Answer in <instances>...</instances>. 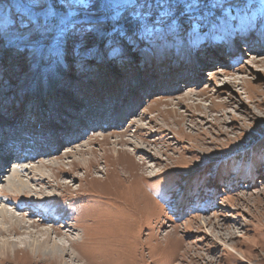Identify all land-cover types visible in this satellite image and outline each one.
I'll return each mask as SVG.
<instances>
[{
  "label": "rangeland",
  "instance_id": "1",
  "mask_svg": "<svg viewBox=\"0 0 264 264\" xmlns=\"http://www.w3.org/2000/svg\"><path fill=\"white\" fill-rule=\"evenodd\" d=\"M149 2L114 21L107 0L96 33L21 50L9 20L29 0H0V189L18 166L30 192L0 208L66 235L59 259L0 223L18 243L0 264H264V0H164L163 21Z\"/></svg>",
  "mask_w": 264,
  "mask_h": 264
},
{
  "label": "snow or ice",
  "instance_id": "2",
  "mask_svg": "<svg viewBox=\"0 0 264 264\" xmlns=\"http://www.w3.org/2000/svg\"><path fill=\"white\" fill-rule=\"evenodd\" d=\"M106 6L107 0H29L28 6L16 12L15 18L9 20L10 27L15 30L11 43L21 50H32L34 45L45 36L54 34L57 40H63L73 33L85 36L94 34L107 19L103 15ZM154 6L163 9L159 13L161 21L172 14L164 0H157ZM178 6L179 0H177ZM128 7L136 8V0L130 2L124 0V7L115 11L111 19L119 21ZM139 7L151 9L153 4L146 0V3L140 4ZM187 7H199V0H192ZM131 15L143 19L150 17L152 13L134 11ZM116 30L114 27L113 31ZM145 31L151 34V29L146 28ZM118 51L114 49L113 54Z\"/></svg>",
  "mask_w": 264,
  "mask_h": 264
},
{
  "label": "bare ground",
  "instance_id": "3",
  "mask_svg": "<svg viewBox=\"0 0 264 264\" xmlns=\"http://www.w3.org/2000/svg\"><path fill=\"white\" fill-rule=\"evenodd\" d=\"M198 81H200V80H198ZM62 83H63V80H60L58 82V85H61ZM57 92H59V91L57 90ZM65 98H66L65 95L61 94V98H59V100H61V103L58 104V107H55L56 109L57 108L60 109L62 106H64L62 103V100H64ZM107 111H109V112H107ZM107 111H104L103 113H101L99 115H94L92 117L91 121H96L97 119H100L104 116H106V118H109L112 115H114V112L116 113L117 109L115 107H112V108H109V110H107ZM54 117L57 120H59L58 117H56V116H54ZM55 123H56L55 125H58V122H55ZM73 123H76V119L73 120ZM55 125H49V127L45 128L43 130L44 133H49L50 130H53L54 132H57V133L62 132L61 127L57 128ZM76 128H77V126H76ZM69 130L74 131L73 128H70ZM0 140H2L1 137H0ZM11 144H15V142L11 141L9 143L5 142L2 144V142L0 141V146L3 145L5 150H8V148L11 146ZM24 144H26V142L24 140H20L19 142L16 143L18 149H22L20 147H22V145H24ZM41 145H42L41 147L43 150H49V149L50 150H54V149L56 150L57 149V144L54 143L52 139H50L48 142L42 143ZM51 152H53V151H51ZM1 154H5V156H6V153H0V159H1ZM28 155H30V153H28ZM59 156H60V154H59ZM27 157L29 158V156H27ZM52 158H55V157H52ZM52 160H54V159H52ZM41 165H42V167L51 168V169L54 167L53 164L42 163ZM1 167H2V165H0V169H1ZM17 169H18V166L15 168L13 167L12 171L10 170L11 173H10V171H8V175H9V173H10V175H9V177H7L4 188L0 189V196L7 198L9 200V201H7L9 203H7V204H9V205L14 204V203L20 204V202H22L21 200L26 201L28 196H29V193H30L29 190L26 188L27 187L26 184H24L22 181L17 179V176H16V173L18 172ZM4 170H5V173L4 172L3 173H4V175H6V172L8 169L7 170L4 169ZM21 170H24V167H21ZM27 170H29V169H27ZM123 171L126 172L125 170H123ZM35 179H36V177H35ZM34 182L41 184L42 182H44V179H38V180L36 179V180H34ZM36 200H38V199H36ZM10 202H13V203H10ZM0 218H1L0 223L2 226V227L1 226L0 227H1L2 233H9V234H14V235L15 234L29 235V236L35 238V245L39 244L41 246H45L46 244L48 245V243H49V244H51L50 245L51 251H52L51 255H54V257H59V259H61V255L57 256V251H55V250H63V247H61V244H60L63 242L60 241V243H58L56 241H53L51 236H53V239H55L57 237H61L63 239L62 236H64V238H65L66 235L62 234L61 228L58 227V225L56 223L52 224L47 219H42V220L40 219V222L38 221L39 223L36 224L35 222L28 221V220L32 219L29 216H25L23 214L22 217L21 216L17 217L14 213H9V211H7L5 209L0 210ZM42 226H48V227H42ZM31 228L33 230H31ZM38 237L40 240H38ZM168 238L166 237V239H167L166 242H168ZM102 241L105 242V240H102ZM107 243H106V245H107ZM1 244L2 245H0V248H2L3 250H9L10 251L12 248L14 249V247H16V244H18V243H16V242H4ZM39 245H38V247H39ZM9 246H12L11 249L9 248ZM123 253H121V255ZM118 257H120V256H118ZM101 263H104V262H101Z\"/></svg>",
  "mask_w": 264,
  "mask_h": 264
}]
</instances>
